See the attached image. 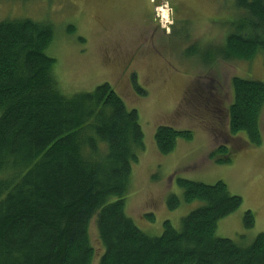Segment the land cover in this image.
<instances>
[{"label": "trees", "instance_id": "obj_1", "mask_svg": "<svg viewBox=\"0 0 264 264\" xmlns=\"http://www.w3.org/2000/svg\"><path fill=\"white\" fill-rule=\"evenodd\" d=\"M236 3L244 14L223 45L205 52L206 66L250 61L264 51V0ZM52 38L48 22L0 21V264H92L94 218L104 248L98 264H264V232L247 245L214 235L218 220L242 204L221 181L179 178L183 194H170L168 208L194 199L203 204L177 229L165 221L159 236L137 227L124 196L144 149L138 113L108 83L64 94L53 74L55 59L45 52ZM199 85L195 80L187 90L195 95ZM231 90V136L243 132L247 144H261L264 82L234 76ZM178 136L191 132L158 126V151H172ZM223 153H229L224 143L209 158L228 161L229 155L218 159ZM244 218L247 227L254 224L251 211Z\"/></svg>", "mask_w": 264, "mask_h": 264}, {"label": "rangeland", "instance_id": "obj_2", "mask_svg": "<svg viewBox=\"0 0 264 264\" xmlns=\"http://www.w3.org/2000/svg\"><path fill=\"white\" fill-rule=\"evenodd\" d=\"M236 4V0H0V21L28 18L52 25L53 38L45 52L55 59L53 74L64 94L89 92L108 83L128 109L137 111L144 149L132 165L125 213L150 235H161L165 221L179 228L181 218L203 204L194 199L168 208L170 194L179 198L183 194L179 178L210 185L221 181L242 198L239 208L218 220L215 236L247 245L264 232V108L261 144L249 145L245 133L231 136L228 128L231 79L264 82V52L250 61L203 63L205 52L223 45L234 19L244 14L236 12ZM158 5L168 9L170 21L156 12ZM195 80L200 85L194 95L187 88ZM160 125L190 131L191 137L178 136L172 151L160 153L154 140ZM222 143L229 153L218 159L229 155V160L210 159ZM247 211L254 215L250 227L245 224ZM89 235L95 252L92 264H98L104 248L95 218Z\"/></svg>", "mask_w": 264, "mask_h": 264}, {"label": "bare ground", "instance_id": "obj_3", "mask_svg": "<svg viewBox=\"0 0 264 264\" xmlns=\"http://www.w3.org/2000/svg\"><path fill=\"white\" fill-rule=\"evenodd\" d=\"M156 12L164 19L167 21H170V15H169V11L167 9L166 11V7L165 6H160L158 5V7L156 8Z\"/></svg>", "mask_w": 264, "mask_h": 264}, {"label": "flooded vegetation", "instance_id": "obj_4", "mask_svg": "<svg viewBox=\"0 0 264 264\" xmlns=\"http://www.w3.org/2000/svg\"><path fill=\"white\" fill-rule=\"evenodd\" d=\"M226 38H227V36H226ZM226 40V39H225ZM260 52H264V51H260Z\"/></svg>", "mask_w": 264, "mask_h": 264}]
</instances>
